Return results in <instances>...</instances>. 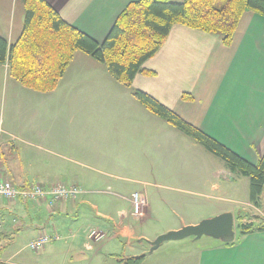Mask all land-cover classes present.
<instances>
[{"label": "crops", "instance_id": "1", "mask_svg": "<svg viewBox=\"0 0 264 264\" xmlns=\"http://www.w3.org/2000/svg\"><path fill=\"white\" fill-rule=\"evenodd\" d=\"M46 1L66 22L102 43L118 16L139 0ZM18 2L0 0V10L9 5L16 8ZM10 23L9 37L1 36L13 44L14 19ZM1 66L9 70L7 64ZM144 67L156 75H138L133 89L149 93L249 163L256 164L264 155V16L246 12L230 46L223 45L218 36L175 25L166 43ZM8 84L10 98L25 99L24 139L20 142L27 149L21 156L17 137L5 132L10 136L1 150L6 177L21 189L61 183L78 185L87 194L53 205L3 199L0 264H124L118 258L144 255L141 264H264V231L236 234L232 245L218 241L188 249L186 238L170 241L173 244H168L164 254L156 252L166 242L150 252V242L158 236L197 225L201 217L181 218L176 223L168 219L170 212L161 218L159 207L153 208L146 200L144 215L135 217L131 198L99 191L111 184L121 189L126 175L156 173L170 179L176 139H184L139 104L105 65L78 52L54 91L39 93L12 77ZM184 94L192 99L183 100ZM26 154L35 160L33 166L40 173L31 172ZM224 174L228 181L227 172ZM194 181L192 189L180 190L190 195L197 208L206 206L208 196L204 194L209 190L232 191L229 182L223 183L224 188L222 184L202 183L198 173ZM263 195L258 208L249 202L248 193L244 203L255 209L256 225H264ZM165 197L161 206L174 203ZM226 212L235 218L236 211L230 207L217 208L213 216ZM82 218L88 220L87 237L79 229ZM25 232L29 242L7 259L12 248L2 253V240L15 247ZM47 232L51 236L48 245L32 251L30 243ZM93 232L96 236L92 237Z\"/></svg>", "mask_w": 264, "mask_h": 264}, {"label": "trees", "instance_id": "2", "mask_svg": "<svg viewBox=\"0 0 264 264\" xmlns=\"http://www.w3.org/2000/svg\"><path fill=\"white\" fill-rule=\"evenodd\" d=\"M21 1L25 18L20 37L9 44L0 35V65H8L14 80L30 90L48 93L57 88L76 53L90 56L105 65L115 81L129 88L147 111L221 158L231 171L245 177L249 202L260 207L264 193V155L256 164L249 163L149 93L133 89L132 84L138 75H156L144 65L166 43L173 26L182 25L218 36L223 45L230 46L246 12L264 16V0L135 1L118 16L102 43L66 22L46 0ZM190 99L189 94L183 95V100ZM241 212L237 217L241 235L264 231L263 224H255L256 217L242 216ZM118 259L124 264H141L145 255Z\"/></svg>", "mask_w": 264, "mask_h": 264}, {"label": "rangeland", "instance_id": "3", "mask_svg": "<svg viewBox=\"0 0 264 264\" xmlns=\"http://www.w3.org/2000/svg\"><path fill=\"white\" fill-rule=\"evenodd\" d=\"M23 14H25V7L21 0H19L16 8L14 6L13 8H11L10 5L9 8L4 6L0 10V35L9 37L8 29L10 27V24H12L10 22H12L14 19L15 43L20 36L23 27V17L25 18V15L22 16ZM9 80H11L9 70L0 65V132H2L3 141L10 139V136L8 137L5 134V132L7 131L12 133V135L15 136L14 138L17 137L16 148H18V150L21 149L22 156V151L25 148L27 149V147H25L24 144L20 142L24 139L21 126L24 122L25 99L23 97L10 98V84H8ZM114 112L117 111L115 110ZM171 128L172 130H175L174 132H176L177 136H179L178 134H180L184 139H180L179 137H177L176 139V149L174 150V153H172L173 173H171L170 179H167L168 176H157L156 173L154 175L150 173L146 177H141V175H126L123 177L124 180H122L120 183L122 185L121 189L115 188L114 185L111 184V187L100 188L99 191H106L110 194L116 193L118 195H121L122 197L131 199L134 194H137L139 198H144L148 205L152 204L151 206L153 208L159 207L158 215L161 218L163 217V215L170 212L171 216H169L168 219L170 221H175L176 223H179L181 218L192 219L201 217L198 218L200 219L198 222L199 224L204 220L213 218V212L217 208L230 207L236 211L235 231L237 236H239L240 233L237 228L239 224L237 221L238 214L241 212V210H243L241 212L242 216H245L246 214H250V216H253V212L255 210L252 206L244 204L247 200L248 188L246 185L248 180L239 173L231 171L228 165L221 158L207 151L193 139L186 136L176 128L172 126ZM29 155L30 154H26L24 156L25 159H27ZM7 156L8 155H6V157ZM159 157L162 158L161 155H159ZM27 163L30 165L29 169L32 173H40L37 167L33 166V164H35L34 159L28 158ZM189 165L191 166L189 167ZM225 172H227L228 174V181H226L225 179ZM196 173H198L202 177V183L206 182V184L208 183L209 185H223V183L229 182L230 184H226L232 186V191L228 193L226 191L220 192L209 190L204 194L208 196L205 200V202L208 203H206L205 207L197 208L195 204H193V200L191 199L190 195L180 190L192 189V187H194V175H196ZM224 186L225 185H223V188ZM165 196H169V198H171L170 200H172L174 203L170 206H165L164 204V206H161L162 197L166 198ZM88 216L90 217L89 214ZM80 223V232L83 237H87L88 225L86 223H88V220L82 218ZM71 224L74 225L75 223L72 222ZM158 226L161 228L164 227V225L162 224H158ZM46 235L48 238L51 237L48 232L46 233ZM29 240V233L27 232L21 235L15 247H11V245L7 244L6 240L3 239L1 245L2 247L5 246V248L4 250H2V253L6 251L8 252L12 248L8 252V254H6V258L8 259L17 250H19L21 247H24L26 245L25 242L28 243ZM188 240V249L194 248L197 245H211L219 241L217 239L206 236L202 237L199 240H196L194 237L192 239L189 238ZM143 244L144 247H148V243L146 241H144ZM164 244L165 245H163V247H161L156 252L157 255L162 253L164 254L165 251L169 249L168 244L173 243L169 241ZM112 260L113 259H111V261Z\"/></svg>", "mask_w": 264, "mask_h": 264}, {"label": "built area", "instance_id": "4", "mask_svg": "<svg viewBox=\"0 0 264 264\" xmlns=\"http://www.w3.org/2000/svg\"><path fill=\"white\" fill-rule=\"evenodd\" d=\"M2 146V132H0V202L3 199L9 202H16L19 200L25 202L45 201L49 202L50 205H53L57 202L76 201L87 193L78 185L67 186L61 183H57L49 187H44L40 184H34L25 189L15 186L14 183L10 181L4 173L1 153ZM132 203V215L135 217H142L145 210V199L139 198L137 194H134L132 197ZM91 236H96L95 232H93ZM49 241L50 238H48L45 234H42L36 240L32 241L29 247L32 251L39 252L45 248Z\"/></svg>", "mask_w": 264, "mask_h": 264}, {"label": "water", "instance_id": "5", "mask_svg": "<svg viewBox=\"0 0 264 264\" xmlns=\"http://www.w3.org/2000/svg\"><path fill=\"white\" fill-rule=\"evenodd\" d=\"M235 218L230 212L204 220L197 225H188L180 230L171 231L159 236L155 241L150 242V252L157 250L164 242L179 241L194 237L196 240L202 237H211L223 243H231L235 240Z\"/></svg>", "mask_w": 264, "mask_h": 264}]
</instances>
